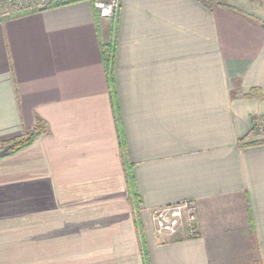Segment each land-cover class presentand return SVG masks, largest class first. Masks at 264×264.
<instances>
[{"label": "crops", "instance_id": "crops-1", "mask_svg": "<svg viewBox=\"0 0 264 264\" xmlns=\"http://www.w3.org/2000/svg\"><path fill=\"white\" fill-rule=\"evenodd\" d=\"M252 1L121 0L112 86L99 38L112 20L89 1L0 21V142L36 115L49 127L0 159V264H264ZM184 201L198 233L158 232L152 210Z\"/></svg>", "mask_w": 264, "mask_h": 264}, {"label": "trees", "instance_id": "trees-1", "mask_svg": "<svg viewBox=\"0 0 264 264\" xmlns=\"http://www.w3.org/2000/svg\"><path fill=\"white\" fill-rule=\"evenodd\" d=\"M79 1H83V0H53L46 8L67 5V4H71V3H75ZM87 1H89L90 4L92 5L93 10L95 12V16H96V21L98 23L99 21L98 19L99 17H101V15H100L99 9L95 6L96 0H87ZM220 5L225 6L227 8H231V9H237L233 5L226 4V3H220ZM41 10L43 9L36 8L34 10H23V11L13 13L8 18L19 17V16L27 15V14L41 11ZM119 12L117 13L115 17L111 18L112 37L109 40L104 39L99 30V38H100L101 51L103 54V62H104L105 69L107 72L108 81L111 86L113 84V65H114L115 57L117 53L116 35H117L118 22H119ZM251 95L252 93L247 94V96H251ZM115 110L117 112V117L119 118L117 103H115ZM120 132L122 134V129H120ZM48 133H49V127H48L47 121L44 118H42L40 115H36L33 125L22 135L0 142V159L21 150L22 148L30 145L39 136L48 134ZM258 142H264V140H258V141L250 142L248 144H255ZM125 167H126V172H127V181L129 185V200L133 208L135 209V211L138 212L139 209H141V203H142L141 197L136 187L132 164L127 159L125 160Z\"/></svg>", "mask_w": 264, "mask_h": 264}, {"label": "built area", "instance_id": "built-area-1", "mask_svg": "<svg viewBox=\"0 0 264 264\" xmlns=\"http://www.w3.org/2000/svg\"><path fill=\"white\" fill-rule=\"evenodd\" d=\"M28 1H33V3L37 2L35 6L44 9L53 0H0V21L8 18L15 12L23 10L22 8L10 10V8L6 7H11L14 2H20L22 4L23 2L28 3ZM39 1L42 3L40 4ZM95 6L99 9L101 17L111 19L119 12L121 0H96ZM30 9L34 10L33 8ZM258 128L259 131L263 130L264 124L259 123ZM151 216L155 229L158 232L173 235L180 230L185 229L191 235H196L198 233V211L196 204L192 201H184L177 204L154 208L151 212Z\"/></svg>", "mask_w": 264, "mask_h": 264}, {"label": "rangeland", "instance_id": "rangeland-1", "mask_svg": "<svg viewBox=\"0 0 264 264\" xmlns=\"http://www.w3.org/2000/svg\"><path fill=\"white\" fill-rule=\"evenodd\" d=\"M5 1H8V0H5ZM42 1V0H41ZM39 1V3L41 4L42 2ZM20 3V2H19ZM16 3L14 2L12 4L11 7H6V8H10L11 9H18V8H22L23 10H31L30 8H33V9H36L38 7L35 6V4H37V2L33 3V1L29 2L28 3ZM39 4V5H40ZM252 5L255 6L257 8V10H260V11H264V0H253L252 1ZM25 7V8H24ZM27 8V9H26ZM39 9V8H38ZM23 10H20V11H23ZM19 12V11H18ZM16 13V12H15ZM12 15V14H11ZM259 129V128H258ZM260 132V131H259Z\"/></svg>", "mask_w": 264, "mask_h": 264}]
</instances>
